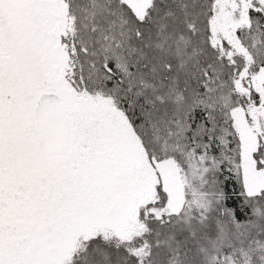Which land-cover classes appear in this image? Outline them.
I'll return each instance as SVG.
<instances>
[{"label": "snow or ice", "instance_id": "snow-or-ice-1", "mask_svg": "<svg viewBox=\"0 0 264 264\" xmlns=\"http://www.w3.org/2000/svg\"><path fill=\"white\" fill-rule=\"evenodd\" d=\"M0 264H264V0H0Z\"/></svg>", "mask_w": 264, "mask_h": 264}]
</instances>
